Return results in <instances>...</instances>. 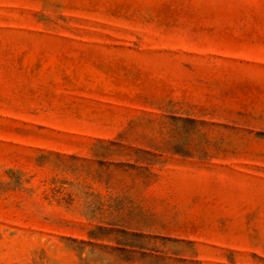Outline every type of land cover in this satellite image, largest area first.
I'll return each mask as SVG.
<instances>
[{
  "label": "rangeland",
  "instance_id": "374dc122",
  "mask_svg": "<svg viewBox=\"0 0 264 264\" xmlns=\"http://www.w3.org/2000/svg\"><path fill=\"white\" fill-rule=\"evenodd\" d=\"M0 264H264V0H0Z\"/></svg>",
  "mask_w": 264,
  "mask_h": 264
}]
</instances>
